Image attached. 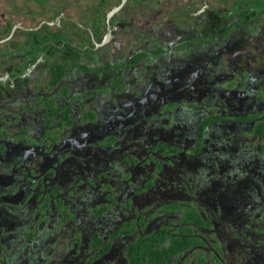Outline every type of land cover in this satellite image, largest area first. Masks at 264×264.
<instances>
[{"label": "flooded vegetation", "instance_id": "af4514ba", "mask_svg": "<svg viewBox=\"0 0 264 264\" xmlns=\"http://www.w3.org/2000/svg\"><path fill=\"white\" fill-rule=\"evenodd\" d=\"M0 264H264V0H0Z\"/></svg>", "mask_w": 264, "mask_h": 264}, {"label": "trees", "instance_id": "16d2710c", "mask_svg": "<svg viewBox=\"0 0 264 264\" xmlns=\"http://www.w3.org/2000/svg\"><path fill=\"white\" fill-rule=\"evenodd\" d=\"M172 242H174V245L178 247V245L182 244L183 239L180 238L179 236H176L175 238L172 239ZM182 246H184V245H182ZM181 248H183V247H180V249ZM184 248H186V247L184 246Z\"/></svg>", "mask_w": 264, "mask_h": 264}, {"label": "water", "instance_id": "95a60500", "mask_svg": "<svg viewBox=\"0 0 264 264\" xmlns=\"http://www.w3.org/2000/svg\"><path fill=\"white\" fill-rule=\"evenodd\" d=\"M124 1V0H123ZM122 4L119 5L118 7L113 8L109 13H108V17L112 16L113 13H115L116 11H118L121 8ZM10 38V37H9Z\"/></svg>", "mask_w": 264, "mask_h": 264}]
</instances>
